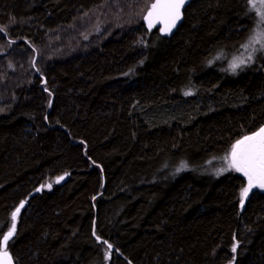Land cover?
<instances>
[{
    "label": "trees",
    "instance_id": "trees-1",
    "mask_svg": "<svg viewBox=\"0 0 264 264\" xmlns=\"http://www.w3.org/2000/svg\"><path fill=\"white\" fill-rule=\"evenodd\" d=\"M154 1L0 0V232L27 201L14 264H264V192L241 210L246 178L216 175L264 125V56L227 69L260 2L194 0L167 39L145 27Z\"/></svg>",
    "mask_w": 264,
    "mask_h": 264
},
{
    "label": "snow or ice",
    "instance_id": "snow-or-ice-1",
    "mask_svg": "<svg viewBox=\"0 0 264 264\" xmlns=\"http://www.w3.org/2000/svg\"><path fill=\"white\" fill-rule=\"evenodd\" d=\"M187 0H155L151 4L147 15L144 19L148 23V28L151 30L157 23L161 24L160 32L165 35L171 34L172 30L176 27L178 21L182 19V9L184 8ZM246 3L249 0H245ZM252 8H256L255 4ZM249 9V11L252 10ZM260 20L257 21L255 28L249 34L248 39L242 45L245 51L248 53L246 56L234 57L230 64L229 69L233 74H236L237 69L243 70L253 64L257 58V53H264V0H261L260 7L256 9ZM219 58V57H217ZM47 91V89H45ZM191 91H186L184 95H192ZM51 96V92H49ZM49 107H51V100L49 101ZM83 143V142H81ZM226 167H221L216 175H222L228 171H234L240 173L246 178V186L242 187L239 192V207L244 209L245 203L249 199V195L253 193V189H259L264 192V125H261L255 131L250 134H245L241 138L237 139L235 143L231 145L228 154L223 157ZM99 167V165H97ZM187 165L181 163L176 169L177 172L185 170ZM64 179V176L57 177L55 183H59ZM45 185H41V188ZM47 187L51 189L52 185L49 183ZM38 188L37 191H40ZM95 199V197H93ZM27 201L22 200L19 206L11 212V224L6 232H0V264H14L12 255L9 253V241L13 239L17 232V221L20 216L21 210L25 208ZM95 235V231L93 232ZM100 239L99 236L96 237ZM106 245L104 253L105 259L111 258L113 245L108 241H103ZM239 241L235 240L231 247L232 253H237L239 248ZM118 251V249H117ZM235 255L232 257V264L235 262ZM129 264L131 262L129 261Z\"/></svg>",
    "mask_w": 264,
    "mask_h": 264
},
{
    "label": "water",
    "instance_id": "water-1",
    "mask_svg": "<svg viewBox=\"0 0 264 264\" xmlns=\"http://www.w3.org/2000/svg\"><path fill=\"white\" fill-rule=\"evenodd\" d=\"M194 0H187V2L185 3V5H184V8L182 9V19L180 20V21H178L177 22V24H176V27L172 30V32H171V34H169V35H165V34H162L159 30H160V28L162 27V25L161 24H159V23H157L151 30H149V28H148V23H147V21L144 19V24H145V27H146V29L149 31V32H152V31H154V30H158L159 31V33H160V35L163 37V38H167V39H169V38H171L176 32H177V30L180 28V26L182 25V23H183V21H184V17H183V13H184V11H185V9L193 2ZM155 2V1H154ZM153 2V3H154ZM150 9V8H149ZM149 11V10H148ZM146 15H147V13H146ZM145 15V16H146ZM99 241H102V240H100L99 239ZM114 249H112V251H113Z\"/></svg>",
    "mask_w": 264,
    "mask_h": 264
},
{
    "label": "rangeland",
    "instance_id": "rangeland-1",
    "mask_svg": "<svg viewBox=\"0 0 264 264\" xmlns=\"http://www.w3.org/2000/svg\"><path fill=\"white\" fill-rule=\"evenodd\" d=\"M259 2L261 3V0H259ZM260 3H259V6H260ZM258 17H259V19H258V21L260 20V16L258 15ZM248 53L245 51V49L243 48V52H242V54H241V56H246ZM257 55H259L260 57H262V56H264V53H257ZM264 58V57H263ZM230 64V63H229ZM229 64H228V72H230V73H232L231 72V70L229 69ZM250 66V65H249ZM245 68V67H244ZM243 68V69H244ZM241 70V69H240ZM237 73H238V69H237V72H236V74H233V75H237ZM19 218V217H18ZM17 223H18V221H17Z\"/></svg>",
    "mask_w": 264,
    "mask_h": 264
}]
</instances>
